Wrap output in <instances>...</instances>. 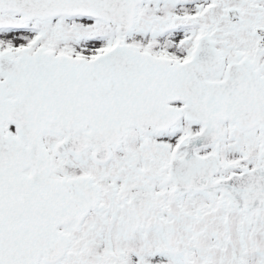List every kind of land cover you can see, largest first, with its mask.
Segmentation results:
<instances>
[{"label":"snow or ice","instance_id":"1","mask_svg":"<svg viewBox=\"0 0 264 264\" xmlns=\"http://www.w3.org/2000/svg\"><path fill=\"white\" fill-rule=\"evenodd\" d=\"M0 264H264V0H0Z\"/></svg>","mask_w":264,"mask_h":264}]
</instances>
